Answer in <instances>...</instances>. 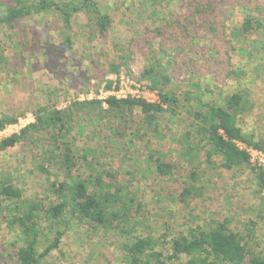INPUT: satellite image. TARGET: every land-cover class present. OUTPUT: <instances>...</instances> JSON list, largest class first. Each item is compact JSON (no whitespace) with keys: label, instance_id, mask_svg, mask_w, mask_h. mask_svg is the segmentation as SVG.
I'll list each match as a JSON object with an SVG mask.
<instances>
[{"label":"rangeland","instance_id":"rangeland-1","mask_svg":"<svg viewBox=\"0 0 264 264\" xmlns=\"http://www.w3.org/2000/svg\"><path fill=\"white\" fill-rule=\"evenodd\" d=\"M95 1L111 19L104 35L97 31L96 17L85 11L72 16L68 29L55 8L23 18L12 29L0 23V117L24 113L16 123L0 130V140L33 123L38 104L65 108L74 101L105 100L114 95L118 99L159 101L158 90L150 89V82L139 78L145 65L150 66L156 59L172 77L161 88L175 92L180 105L178 113L167 110L158 113L153 123H147L140 106L110 109L103 101L98 112L74 121L76 125L85 124L83 130L73 133L79 162L74 173L88 179L90 173L95 176L102 169L110 172L104 182L113 186L111 191L120 187L124 196L135 199L132 217L125 227L131 232L95 229L74 221L59 247L48 252L40 264H129L124 260L123 243L131 236H152L160 242V250L163 241L178 233L210 227L225 219L230 221L231 229L247 236L252 252L264 255V188L260 189L254 167L260 168L250 161L226 169L221 166L220 156L207 159L209 147L204 141L192 157L181 154L188 147L183 135L193 129L188 108L196 106L197 98L210 99L209 89L215 99L237 89L246 92L251 105L239 119L240 124L256 138L264 136V59L259 53L249 56L240 51L242 46L259 49L264 35L257 30L243 32L245 14L233 7L229 26L224 29L226 43L218 52L214 44L219 40L213 39L211 31L193 29L195 24L188 27L189 32L184 31L188 21L185 16L191 17L189 0ZM5 6L6 0H0V17ZM232 28L239 29V35L231 34ZM160 29L164 35H160ZM177 44L186 50L185 64L172 61ZM117 66L118 72H113ZM233 69L245 70L247 78L229 76ZM187 93L192 95L190 102ZM37 136L34 141L0 152V177L11 179L25 197L43 201L47 207L56 197L53 183L65 179V169L61 155L54 154L57 158L52 160L48 159L49 153H42L45 136ZM37 139L41 141L38 147L34 144ZM151 154L153 159L163 156L174 163L173 172L165 175L155 171L154 160L148 161ZM189 185L196 187L197 195L186 196L184 201L182 192ZM54 236L55 230L45 219L39 252ZM18 244L17 231L8 225L6 212L0 211V264H17ZM189 259L183 255L170 264H191Z\"/></svg>","mask_w":264,"mask_h":264},{"label":"trees","instance_id":"trees-1","mask_svg":"<svg viewBox=\"0 0 264 264\" xmlns=\"http://www.w3.org/2000/svg\"><path fill=\"white\" fill-rule=\"evenodd\" d=\"M187 6L188 14L192 18L185 16V20L188 21L184 31L189 32L188 27L193 24H195L193 29L203 27L207 32L211 31L215 34L213 39L219 40V43L214 44L218 52L220 46L226 43V30L224 29L229 26L228 21L231 18L229 14L233 7L239 8L245 14L242 23L243 32L257 30L264 35V0H189ZM52 8L60 12L66 29L71 26L72 16L82 11L96 17L95 24L100 34L104 35L111 24L109 14L104 13L95 0L67 2L6 0L0 23L12 29L16 27L19 20ZM178 26H181L180 21ZM233 32L235 35H239V29L234 28L231 34ZM159 33L164 35L162 29ZM70 42L71 40L67 36L66 43L69 48L72 47ZM19 44L18 42L17 45ZM1 45L0 43V47ZM64 46L68 48L66 44ZM173 48L177 52L171 55L172 61L176 65L185 64L188 57L185 55L184 46L177 44ZM240 51L249 56L259 53L264 59V39H262L259 49L242 46ZM180 54L184 56L180 58ZM113 70V72H118L119 67L117 66ZM230 74L235 75L238 79L247 78L246 71L243 69H233L229 72V76ZM139 78L150 82V89L158 90L159 101L150 102L127 97L118 99L115 96H110L105 100L74 101L65 108H50L38 104L33 112L35 116L33 123L0 140L1 152L21 142L34 141L35 135L43 134L45 141L41 147L42 153H49L48 159L52 158V160H55L57 155H61L62 168L65 169V179H56L53 183L52 191L56 197L47 207L43 201L25 197L22 189L17 187L11 179L0 177V211L6 212L8 225L15 229L18 235L17 264H40L48 252L59 247L63 235L74 221L79 224L87 223L95 229L104 228L108 231L119 229L122 234L131 232L125 227L128 226L132 217L135 199L124 196L120 187L111 191L113 186L104 182V176L110 174L108 170L102 169L95 176L90 173L88 179L74 173V169L79 167V162L78 154L74 149L73 133L75 130L79 132L85 128L84 123L80 122L76 125L77 122L74 121L82 119L83 115H91L95 110L98 112L103 108V101L110 109L140 106L148 117L147 123H153V119L158 113L167 110L173 114L178 113L179 96L173 91H164L161 88L162 84L167 85L172 80L167 67L159 64L156 59L150 63V66L149 64L145 65ZM111 83L110 81L109 87ZM209 90L208 97H211L210 99L197 98L196 106L192 108L190 105L188 108L193 118V129L187 130L183 135L188 147L181 154L184 157H192L193 151L199 150L198 144L204 141L205 145L209 147L206 152L207 159L211 160L214 155L220 156L221 166L226 169H233L249 163V152L240 148L238 142L264 149V136L256 138L253 134L245 131L240 124L239 119L251 105L248 94L242 89H237L231 94L221 97L218 95L219 98L215 99L212 98L213 91ZM188 97V102H190L192 95L187 93ZM23 114V112L3 114L0 117V130L9 124L16 123ZM40 142L37 139L34 144L38 143V147ZM153 157L154 155L151 154L148 161L154 160L155 171L165 175L173 172L174 163L162 159L163 156L155 159ZM41 168L43 171H47L44 164H41ZM254 169L258 172L257 176L260 179V189L262 190L264 188V171L257 170L256 167ZM195 195H197V189L194 185L186 186L183 189L184 201H186V196ZM45 219L50 221L51 228L55 230V236L44 251L39 252L38 244ZM229 222L228 219L218 220L210 227L191 228L187 233H178L166 239V245L164 241H161L162 249L160 250L157 249L160 242L152 236L138 234L134 237L131 236V239L123 243L124 260L129 264H152V262L170 264L185 255L190 257L189 263L191 264H264V255L252 252L248 247L247 236L231 229ZM164 237H168L167 234Z\"/></svg>","mask_w":264,"mask_h":264},{"label":"built area","instance_id":"built-area-1","mask_svg":"<svg viewBox=\"0 0 264 264\" xmlns=\"http://www.w3.org/2000/svg\"><path fill=\"white\" fill-rule=\"evenodd\" d=\"M117 96L120 97V95H117ZM5 130H3V131H5ZM2 134L3 133L0 131L1 136H2ZM238 145L240 148L247 150L250 154V161L252 163H254L258 168H260L264 171V149L254 147V146H248L242 142H238Z\"/></svg>","mask_w":264,"mask_h":264}]
</instances>
